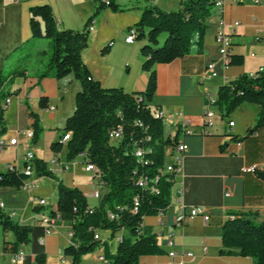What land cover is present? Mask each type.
Returning <instances> with one entry per match:
<instances>
[{"label":"crops","instance_id":"0c3cea01","mask_svg":"<svg viewBox=\"0 0 264 264\" xmlns=\"http://www.w3.org/2000/svg\"><path fill=\"white\" fill-rule=\"evenodd\" d=\"M180 2L119 0L125 12L104 11L94 21L95 31L91 33L88 47L82 53L92 77L104 88H122L127 93L145 92L150 76L142 69L145 41L136 40L132 45L127 44L129 30L139 22L144 6L156 5L164 11H175L179 9ZM41 4L52 7L60 29L83 30L95 10V0H0V80H6L5 90L11 93L12 99L5 110L8 122L5 137L11 140L19 131L30 129V106L39 116L43 129L39 143L33 147L37 160H43L49 170L68 187L79 188L86 194L100 190L103 198L108 189L96 181L91 184L94 176L85 171L82 160L68 161L66 147L60 154L52 149L66 121L75 112L76 96L81 91V85L74 75L61 80L39 78L47 67L51 53L48 39H32L30 8ZM221 19L229 25L240 23L232 35L233 55L243 56V65H225L217 43ZM207 25L204 54L193 51L170 64L155 66L157 89L148 102L149 106L163 109L171 116L183 114L191 121L195 134L183 138L188 153L183 172L175 180L172 204L165 217H147L143 222L144 228L158 235L165 254L145 256L140 264H171L168 256L170 248L165 245L171 234L174 235L176 250L193 253L196 257L185 264H255L251 257L222 255L220 252L224 249L222 227L228 220L229 212L251 214L256 222H264V181L256 174L242 172L243 167L254 165L264 169V128L243 141L234 138L244 137L255 125L260 106L251 103L240 106L230 116V121L235 122L233 128H229L228 121L220 116L215 107L212 108L215 113L213 127L204 128L203 117L207 95L217 98L222 85L245 74L252 76L264 67V0H224L223 11L215 10ZM110 43L111 47L103 54ZM211 64H214L217 76L207 78L205 74ZM23 149L22 145L18 149H7L0 158V171H5L6 165L20 156ZM54 159H59L57 165H51ZM77 165L83 167L84 174L76 171ZM70 172L75 179L72 185L63 179ZM29 181L37 182L33 192L24 188H0L3 212L15 222L33 225L31 242L19 249V253L25 256L22 264H39L38 257L40 264H73L72 258L65 256L71 241L72 223L58 221L53 234L47 235L46 228L39 222L44 208L36 200L44 199L50 208L56 207L57 184L37 174ZM42 182L46 185H41ZM47 198L52 199L51 202ZM90 200L93 199H88L89 206L94 208L100 205L102 199L95 204ZM192 208L203 209L210 216V221L206 223L199 217L192 224L179 227L174 221L175 217L182 209ZM98 235L101 241L109 243L111 254H116L127 232L121 231L113 236L111 231L101 230ZM14 240L11 232L4 234L1 229L0 264H13V255L4 251V242ZM80 264H109V260L100 246L83 257Z\"/></svg>","mask_w":264,"mask_h":264},{"label":"trees","instance_id":"16d2710c","mask_svg":"<svg viewBox=\"0 0 264 264\" xmlns=\"http://www.w3.org/2000/svg\"><path fill=\"white\" fill-rule=\"evenodd\" d=\"M223 0H181L178 10L164 11L156 5L142 8L137 29V39L145 41L142 47L144 62L142 69L149 73V82L143 93H127L122 88H104L95 80L87 68L82 53L88 47L90 26L106 10L125 12L119 0H95V10L83 30L60 29L49 4L32 6V39H48L51 43L50 59L39 78L61 80L74 75L81 85L76 96L75 112L61 130L58 141L52 149L60 154L66 147L68 161L85 155V163L98 171V184L108 189L100 205L91 208L87 194L79 188L64 184L43 160L36 161L37 175L53 180L58 187L56 207L50 208V217L72 223L73 237L65 250L73 264H80L83 257L104 248L109 264H140L145 256L163 255L159 237L144 228L147 217H165L172 204L175 177L164 173V167L171 151L178 146L179 137L172 139L166 132L162 119L155 116L148 102L157 89L155 66L170 64L191 52L204 54L207 20ZM166 34L162 45L160 38ZM112 43L104 50L107 53ZM234 43L230 48L231 65H243V56L233 55ZM17 74V73H16ZM15 74V75H16ZM6 80H0V137L8 132L4 105L11 98L5 90ZM246 103L260 106L255 125L244 137L264 128V72L243 75L219 88L214 107L220 116L230 122V116ZM30 129L34 132L33 145L41 139L43 129L39 116L30 106ZM159 109V108H157ZM122 138L113 142L111 133ZM71 133L67 143L63 137ZM142 157L137 156V152ZM256 175L264 181V169ZM28 178L18 171H0V188L20 190ZM113 216V218H112ZM224 223L222 255L238 254L251 257L255 264H264V222H256L255 216L246 213L229 212ZM233 218V219H231ZM176 223V222H175ZM0 227L4 234L11 232L13 242H4V251L18 254L23 245L31 242L33 225L15 222L0 208ZM111 231L113 236L126 231L118 245L116 254H111L108 242L96 239L98 231ZM167 246V241L165 243ZM40 264V257L37 258Z\"/></svg>","mask_w":264,"mask_h":264},{"label":"built area","instance_id":"2783aa9c","mask_svg":"<svg viewBox=\"0 0 264 264\" xmlns=\"http://www.w3.org/2000/svg\"><path fill=\"white\" fill-rule=\"evenodd\" d=\"M153 3H157L160 0H152ZM234 2H238V0H234ZM224 9V0L221 1L218 4L217 11L222 12ZM240 26V23H234L233 25H229L224 19H221L218 30H217V43L220 47L221 54L224 58L225 65L229 66V60H230V48L233 43L232 35L236 33V29ZM95 31L94 23L90 26L89 32L92 33ZM138 31L136 28H131L129 30L128 36L126 38L127 44H134L137 39ZM214 64H211L208 67V70L206 72V77L211 78L217 76L216 72L214 71ZM260 72H264V67L259 70ZM256 75L253 74L254 77ZM217 98L211 94L207 95V107L205 110V115L203 117V127H213V120L215 119V113L213 112L212 108L214 107L215 100ZM12 103V99H8L4 105L5 110L9 108V106ZM154 114L157 118L162 119L163 124L165 126L167 134L172 138L179 137V144L177 147H175L171 154L168 156L167 160L170 159V161L166 160V164L164 167V173L170 174L173 177L176 178L182 174L184 169V163L185 159L188 153V146L184 142L185 137L191 136L195 134V131L191 128V121L186 119L183 114L179 113L177 115L171 116L167 114L163 109H156L154 110ZM229 128H233L235 126V122L230 121L228 122ZM72 135L71 133L66 134L63 137V140L67 141V143L71 140ZM122 138V135H119V133L112 132L111 133V139L113 142H118ZM34 139V132L31 129L28 130H21L18 132V135L14 138L9 140L5 136L0 137V158L3 156L4 152L9 148H15L18 149L22 145V140L26 141H33ZM138 157H142V153L140 151L137 152ZM77 159H80L85 164V171L87 173H92L94 176L93 181H95L98 184V171L97 169L91 165L85 163V155H80ZM36 161L37 156L35 152L29 151L23 159L18 155L17 158L14 161L9 162L6 165L5 170L8 172H15L18 171L20 173H23L28 180L25 182V185L23 188L27 190L28 192H33L37 188V182L36 181H29L30 178L34 177L36 175ZM59 163V159H54L51 161V165H57ZM259 170V167L254 165L250 167H243L242 172L246 174H256V172ZM99 185V184H98ZM229 195V193L227 194ZM88 199L93 200H100L102 199V195L100 190H96L90 194H87ZM37 203L39 206L44 208V212L41 216V219L39 220L40 224H42L46 228L47 235L53 234V232L56 229V225L58 221H61L59 217H55V219H48V203L44 199L38 198ZM0 208H4V204L0 203ZM163 217V216H161ZM203 218L206 223L210 221V216H208L205 211L201 208H192L190 210L182 209L180 213L175 217L174 221H179V227L181 226H188L192 224L197 218ZM113 218V216H112ZM233 219V218H231ZM70 238L73 237V232L71 230V233L69 235ZM96 239L99 240V235H96ZM167 247L170 248V252L168 253V256L171 260V264H185L187 260H195L196 257L193 253L186 252V251H178L175 249V241H174V235L171 234L167 238ZM25 256L23 253H18L13 255L12 263L13 264H22ZM103 259V258H101Z\"/></svg>","mask_w":264,"mask_h":264},{"label":"rangeland","instance_id":"374dc122","mask_svg":"<svg viewBox=\"0 0 264 264\" xmlns=\"http://www.w3.org/2000/svg\"><path fill=\"white\" fill-rule=\"evenodd\" d=\"M92 16V15H91ZM90 17V16H89ZM93 33V32H92ZM163 36H165V37H167V35L166 34H164V35H162V38H160V41H161V43H162V45L164 44V41L165 40H162L163 39ZM42 137V136H41ZM22 146H23V152L20 154V157H21V159H23L24 158V156L29 152V151H32L33 150V147L35 146V145H33V141H26V140H23L22 141ZM34 151V150H33ZM36 154V153H35ZM77 166H79V165H77ZM82 166H79L77 169H76V171L78 170V173H80V174H84L83 173V171H82V168H81ZM35 173L37 174V172L35 171ZM72 172H70V173H68V175L67 176H65L63 179H64V181L66 182V183H68V184H73L74 183V178H73V176H72ZM42 178H45V179H47V180H51V179H49V178H46V177H42ZM61 180V179H60ZM46 182V181H45ZM44 182V184H43V182H42V184L41 185H46V183ZM47 200H48V202H51V200L52 199H48L47 198ZM90 202L92 203V204H95V203H97V200H90ZM48 209H50V206H48ZM18 219H20V218H18ZM0 238H1V227H0Z\"/></svg>","mask_w":264,"mask_h":264},{"label":"bare ground","instance_id":"6f19581e","mask_svg":"<svg viewBox=\"0 0 264 264\" xmlns=\"http://www.w3.org/2000/svg\"><path fill=\"white\" fill-rule=\"evenodd\" d=\"M64 143H66L67 141L63 140ZM48 219H55V218H52L50 217V215H48ZM177 225L179 226V221H177Z\"/></svg>","mask_w":264,"mask_h":264}]
</instances>
